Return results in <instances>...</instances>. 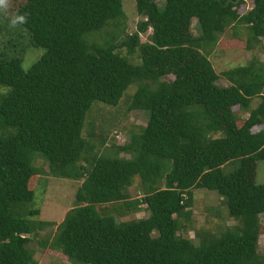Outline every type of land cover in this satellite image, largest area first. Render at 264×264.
Returning a JSON list of instances; mask_svg holds the SVG:
<instances>
[{"label": "trees", "instance_id": "trees-1", "mask_svg": "<svg viewBox=\"0 0 264 264\" xmlns=\"http://www.w3.org/2000/svg\"><path fill=\"white\" fill-rule=\"evenodd\" d=\"M17 3L8 18L0 14L10 25L25 15L16 25L28 36L25 53L43 54L27 70L23 56L0 54V264H35L29 244L48 246L51 233L38 234L54 223L29 219L37 210H24L35 196L29 183L42 172L37 158L49 176L80 182L55 236L71 264H264L258 253L264 184L256 182L257 163L264 161V60L254 55L223 71L229 86L220 87L208 58L225 43L220 34L239 26L246 50L264 54V0H252L244 14L242 0H135L140 20L118 45L115 31L102 43L93 37L119 28L121 0L9 5ZM193 20L198 37L190 32ZM133 88L124 114L141 111L147 122L120 147L129 158L95 152L84 124L96 117L111 126L115 114L100 109L119 107ZM233 161L239 166L226 172ZM136 178L142 197L128 201ZM195 191L218 195L236 225L197 244L180 237ZM141 204L149 216L130 222L103 210Z\"/></svg>", "mask_w": 264, "mask_h": 264}, {"label": "rangeland", "instance_id": "rangeland-1", "mask_svg": "<svg viewBox=\"0 0 264 264\" xmlns=\"http://www.w3.org/2000/svg\"><path fill=\"white\" fill-rule=\"evenodd\" d=\"M244 3L238 8L240 14H244L252 8V0H242ZM122 10L125 14V19L119 23V28L109 26L104 29L100 34L93 37V40L98 43H102L103 40L108 39L107 34L115 31L119 37L116 40L118 45L126 35H130L135 31L136 24L140 20L135 10V0H121ZM11 3V0H9ZM18 6L17 4L9 5L4 16L8 18L12 15V12ZM3 12V11H0ZM3 14H0V54L6 55V57L23 56V68L27 70L31 64H33L37 58L43 54L42 49H30L27 34L19 29L17 26L12 27L8 24ZM124 29V33L121 31ZM190 32L192 37H198L200 31L197 27L196 20H193L190 25ZM151 31L148 30L145 34L140 35L141 41L144 42L148 39ZM246 30L243 26H239L233 30V28H226L223 33L220 34L218 39L220 42L224 40V44L219 46L215 45L209 52L208 58L211 61L216 73L220 75L216 84L220 87H228L229 83L223 78L221 73L228 69L246 65L252 56H256L260 60H264V54L259 51H247L244 45V38ZM125 53V50H121ZM172 78H166L165 80H171ZM134 88L127 90L124 97L121 99L119 107L114 109H100L99 114H107L110 110L115 115L113 116V124L109 126V120L89 119L84 124L83 136L86 138L88 135L93 134L91 138V144L95 146V152L99 154L102 152L114 150L117 156L120 158H129V155L125 151L119 150L120 147L127 145L129 139L128 134H134L144 127L147 122L146 115L141 111H130L124 114L125 107L131 99ZM99 104H93L92 108H95ZM255 108V105L253 106ZM93 111V110H91ZM98 110L96 111V113ZM260 128L256 127L253 131H258ZM111 154H113V152ZM34 165L36 169L41 170L39 178L34 177L33 182L29 184V188L35 193L34 198L30 204L26 205L25 213L28 211L37 210V214L29 217L32 220L50 221L54 223L53 226L45 228L39 232L38 239L51 233V237L47 248L42 249L37 244V240H33L29 244L34 252L33 260L35 264H71L67 258L57 251L55 244L56 239V227L59 225L65 214L73 207L75 201V194L80 186V182L72 180H64L60 178H54L49 176V172L45 162L37 158ZM239 166V161H233L225 167L226 172H230L234 167ZM256 182L258 184H264V161H259L256 167ZM130 199L128 201H135L141 199L139 192V179H135L133 185L128 190ZM116 206L120 204H115ZM116 206H106L103 210L116 217L118 222H130L139 219H144L149 216V213L145 210V205H139L135 210H125L122 207L117 210ZM221 214V219L216 217L215 213ZM182 218L180 223L184 230H180L177 234L180 237L190 239L192 242H197L203 238L212 235H218L221 231H230L236 225L233 219L227 216V210L223 205L221 198L215 193L208 191H195L194 202L190 209V215L188 221ZM259 223L261 226V232L258 238V253L264 255V214L260 215Z\"/></svg>", "mask_w": 264, "mask_h": 264}, {"label": "clouds", "instance_id": "clouds-1", "mask_svg": "<svg viewBox=\"0 0 264 264\" xmlns=\"http://www.w3.org/2000/svg\"><path fill=\"white\" fill-rule=\"evenodd\" d=\"M9 7V0H0V11L6 12ZM26 21L25 15H17L11 20V26L15 27L18 24H23Z\"/></svg>", "mask_w": 264, "mask_h": 264}]
</instances>
